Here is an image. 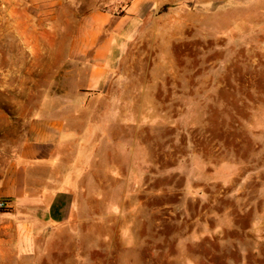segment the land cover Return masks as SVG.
Here are the masks:
<instances>
[{
  "label": "rangeland",
  "instance_id": "rangeland-1",
  "mask_svg": "<svg viewBox=\"0 0 264 264\" xmlns=\"http://www.w3.org/2000/svg\"><path fill=\"white\" fill-rule=\"evenodd\" d=\"M59 2L32 34L0 25V264H264V0ZM95 34L115 59L86 92L69 52ZM57 111L75 182L50 223L8 182L31 121Z\"/></svg>",
  "mask_w": 264,
  "mask_h": 264
},
{
  "label": "crops",
  "instance_id": "crops-1",
  "mask_svg": "<svg viewBox=\"0 0 264 264\" xmlns=\"http://www.w3.org/2000/svg\"><path fill=\"white\" fill-rule=\"evenodd\" d=\"M59 4V0H0V25L3 22L8 23L14 29V34H32L28 29L34 23H46L49 15L47 9ZM97 39L98 35H93L88 42L89 46L84 49L77 48L73 43L69 52L72 56H80L78 57L80 61H86L89 66L84 84L86 92L98 91L107 84L110 66L115 59L112 37L103 42H97ZM58 99L64 100L66 96L60 95ZM26 134V141L17 153L16 163L12 167L13 179H8L10 181L8 183L13 185L11 197L14 202L18 200L27 204L43 202L41 210H35L32 214H39L41 211L42 215L49 216L48 222L51 223L53 220H59L60 216H66L69 205L67 200L73 196L72 192L66 189V184L75 182L74 166L62 173L56 168L63 160L64 148L75 138V133L68 126L62 113L57 111L36 117L31 121ZM35 167L47 169L49 177L47 180L42 178V192L31 195L27 192L28 179L32 168ZM19 176L23 181V188L20 192H15L14 184ZM50 182L58 183V186L52 187ZM60 186L65 187L59 189Z\"/></svg>",
  "mask_w": 264,
  "mask_h": 264
},
{
  "label": "built area",
  "instance_id": "built-area-1",
  "mask_svg": "<svg viewBox=\"0 0 264 264\" xmlns=\"http://www.w3.org/2000/svg\"><path fill=\"white\" fill-rule=\"evenodd\" d=\"M7 206L6 202L0 201V208H5Z\"/></svg>",
  "mask_w": 264,
  "mask_h": 264
}]
</instances>
